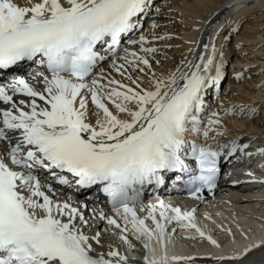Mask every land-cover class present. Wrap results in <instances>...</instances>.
<instances>
[{"label":"snow or ice","instance_id":"obj_1","mask_svg":"<svg viewBox=\"0 0 264 264\" xmlns=\"http://www.w3.org/2000/svg\"><path fill=\"white\" fill-rule=\"evenodd\" d=\"M153 4L0 0V264H133L122 251H136L133 241L142 264H194L197 257L171 250L178 231L221 247L196 208L159 196L145 204V193L171 182L200 201L217 188L222 160L264 158V147L247 151L243 137L220 142L228 132L222 115L254 119L259 108L221 104V112L205 103L227 78L216 44L223 24L208 43L195 42L201 51L188 49L191 59L157 75L154 45L172 37L156 34L155 19L145 30ZM228 24L225 41L238 32ZM246 175L244 183L264 185ZM254 249L264 239L207 258L257 264L248 259Z\"/></svg>","mask_w":264,"mask_h":264},{"label":"bare ground","instance_id":"obj_2","mask_svg":"<svg viewBox=\"0 0 264 264\" xmlns=\"http://www.w3.org/2000/svg\"><path fill=\"white\" fill-rule=\"evenodd\" d=\"M169 1L170 0H167L168 3H169ZM183 1H185V0H182V2ZM230 1L231 0H187V2L185 1L184 4L183 3H179V2H177L178 4H176L174 2H171L173 4L170 3L169 6L177 7L179 9V12L182 14L181 19H182V22H183L182 24L183 25L181 26V28L179 30L183 32L181 34H183L184 39H182V41H178L176 43H178V44H180V43L182 44L183 43V44L186 45L185 46L186 48L185 49L184 48L181 49L182 53H180L178 62H176V63L174 62V64H171V65H169L167 62H166L167 64L164 62L165 64H163V66L160 65L161 68H159V69H157L158 67L156 66L157 68H154V70L156 71L157 75H160L162 73H167L169 71L174 70L176 65L179 64L181 59H183L185 56H187L189 59H191V56L188 54V49L189 48H194V49L197 50V52L201 51L202 50V43H208L207 41L209 40L211 35L212 36L214 35L213 31H215L216 27H218L220 24H223L224 27H225V25L228 24V23L227 24L225 23L226 19L229 22L230 20H233V18H236L239 14H242L243 10H249L254 5H261V8L264 9V0H235V3L232 5L233 7L231 8V11H230V9L228 8V4H229ZM237 4H243L245 6L244 7H237L236 6ZM231 16H234V17L232 18ZM261 16L264 17V13ZM218 20H220V21L217 22ZM209 21H210V23H209ZM215 22H217V23H216L215 26H213ZM163 29H165V28L163 27ZM197 29H199V30L197 31ZM162 33H164L163 30L161 31L160 34H162ZM166 33H164V34H166ZM172 33L173 32L171 31L170 34H172ZM222 35H223V32L221 33L220 37L217 38V41H216L217 48H218V46L220 47V45L222 44V42H221L222 40H220ZM249 38L256 40V43L257 42L259 43V41L264 40V30L263 31H257V35L251 36ZM239 39H238V41H239ZM185 40L193 41V43L187 44V43H185ZM196 41H202L200 47H197V44L195 43ZM235 42H237V41H235ZM155 45H157V43ZM219 49H221V48H219ZM258 53H260V55H264V49H260L258 51ZM226 55H228V54H226ZM256 62H257V60H256ZM237 63L241 64L242 61H239ZM261 65L264 66V62L263 61H262ZM262 79H264V73L261 75L260 81ZM258 81H259V79H258ZM263 86H264V84L261 85V87H263ZM241 88H242L241 85H237L236 84L235 87H232L231 89H232V92H234V90L237 91V89L240 91ZM247 90H245L244 93H246ZM249 95L251 96V98L250 99H246V101L247 102L250 101L249 103L251 104V102H252V105H254L255 101H253V100H256V99L264 100V89H260V91H258V93H255V94H254V91H253V94H252V91H251V93ZM228 96L230 97V99H233V100H231L232 103L236 102L235 101L236 98L233 97V95L231 93H228ZM220 99L221 100L225 99L223 94L220 96ZM230 99H227V100H230ZM244 101H245V99H244ZM223 118H225V120L229 119L230 123L232 122V126H234L233 128H235V126L240 128V129H242L243 127H245V129H248L249 127H252V129L254 128V131L255 130H257V131L260 130V125H258L257 122H255V121H253V122L246 121V120H244L245 117H242L241 119L237 118V117H233L231 119L230 117H226V116L222 115V119ZM249 122H250V124H249ZM230 123H228V124L225 123V124L227 126H229V128H230L231 127ZM253 123H254V125H252ZM252 188H253V186H251L249 183L240 185L238 187V189H240L241 191H249ZM229 199L231 201V204L224 203L223 206L227 207L228 209H230L232 211V213L234 211L239 213L240 212V206L238 204L241 203V202H245L246 200H243V199L241 200V198H238V197H229ZM257 205L259 207L257 208L258 210L255 213L258 214L260 218H262L264 216V199L263 200H258L257 201ZM259 220H261V219H259ZM101 225L103 227V224H101ZM260 225L264 228V220H262L260 222ZM225 228L226 229H229V228L231 229L232 228L234 231L237 230V229H234L233 227L227 228L226 225H225ZM226 232L227 231H225L224 234ZM224 234L223 235L217 234L215 237L216 238H219V237H222V236L224 237ZM196 240L200 242L199 238H197ZM178 251H182V253L189 252L188 255H196L198 253L199 254H203V255H208V254L218 255L219 254L218 252L213 251L212 250V245H210L209 243H206V242L200 243L197 247H192V248H187V249L178 248ZM248 259L251 260V261H256L258 263L260 260L264 259V249H254L253 252L249 254ZM194 262H198V263H202V264H214V262L211 259L207 258V257H204V258L197 257ZM246 264H247V262H246Z\"/></svg>","mask_w":264,"mask_h":264},{"label":"rangeland","instance_id":"obj_3","mask_svg":"<svg viewBox=\"0 0 264 264\" xmlns=\"http://www.w3.org/2000/svg\"><path fill=\"white\" fill-rule=\"evenodd\" d=\"M185 1L187 2V0H185ZM185 1L182 2V0L181 1L180 0H170L169 3H167L168 7L163 12L162 17H160V21L162 24L161 29L164 31V33H166L168 30H169L168 31L169 33L167 32L166 34H170L171 31L173 32L172 34H170L172 39L157 43V46L159 48L161 46L171 45V47H165L164 49L160 50L156 54V57L158 58V60L161 61V66H163V64H165L166 62L169 65L174 64V62L175 63L178 62L180 53H182L181 49L186 48L185 44L176 43V42L182 41V39H184L183 34H181L183 32L179 30L181 28V26L183 25L182 24L183 22L181 19L182 14L179 12V9L177 7L169 6L171 2H174L176 4H178L177 2H179V3L184 4ZM171 4H173V3H171ZM230 11H231V9H230ZM263 13H264V9L261 8V5H254L249 10H243L242 14L238 15L239 17L237 16L236 18H233L234 16H231L233 18V20H230L233 23L231 26L237 27L238 32L231 33L228 42L225 41L223 39V37H221V39H220V40H222L221 41L222 44L220 45L221 49H219V50H223L225 52L226 61H228L229 64L236 62L235 63L236 66H237V64L241 65V66H238V68H240V69H241V67H244L242 64H244L243 61H245V63H246L245 65L247 66L246 68L248 69V72H246V74H248L249 77L246 78V80H244V83L237 84V85H241L242 90L240 89V91H239L237 89V91L234 90V92H232V90L228 91V93H231L233 95V97L236 98L235 101L237 103L234 102V103H236V105H239V104L252 105V102L250 104L249 103L250 101L249 102L246 101V99L251 98V96L249 95L251 93V91H252V94H253V91L255 94V93H258V91H260V89H264V86L261 87V85L264 84V79H262L260 81V77L264 73V66L261 65L262 61L264 62V55H260V53H258V51L260 49H264V40L259 41V43L258 42L256 43V40L249 38L251 36L257 35V31H263L264 30V17L261 16ZM225 23L226 24L228 23L227 19L225 20ZM159 24H160V22H159ZM163 27L165 29H163ZM227 32L228 33L230 32L229 24L225 25L224 30H223V35L224 34L227 35L228 34ZM164 33H162L160 35H163ZM238 39H239V41H238ZM235 41H237V42H235ZM177 45L179 47H177ZM237 45H240V46L237 47ZM226 54H228V55H226ZM239 59L241 61L243 60L241 64L237 63V62H239ZM256 60H257V62H256ZM232 65H234V64H232ZM232 65H230V66H232ZM153 66H154L153 68H157V67H158L157 69L161 68V66H157L154 62H153ZM258 79H259V81H258ZM245 90H247L246 93H244ZM228 93H227V95H228ZM244 99H245V101H244ZM253 101H255L253 106H256L259 108V113L254 119H251V120L246 119V121L257 122L258 125H260V130L254 131V128L252 129V127H249L246 130H248V131L252 130L253 133L256 135L257 134L264 135V100L256 99ZM226 117H229V116H226ZM230 118L232 119L233 117L230 116ZM237 118H238V116H237ZM241 118L242 117H240V119ZM224 122L226 124H228V123H230V120L226 119V120H224ZM230 124H231L230 129H234L233 128L234 126H232V122ZM249 124H250V122H249ZM252 125H254V123ZM226 127L229 128V126H227V125H226ZM235 128H238V127L235 126ZM243 128H245V127H243Z\"/></svg>","mask_w":264,"mask_h":264}]
</instances>
